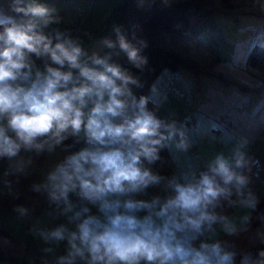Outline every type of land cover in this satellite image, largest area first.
Here are the masks:
<instances>
[{
  "label": "clouds",
  "instance_id": "9594fccd",
  "mask_svg": "<svg viewBox=\"0 0 264 264\" xmlns=\"http://www.w3.org/2000/svg\"><path fill=\"white\" fill-rule=\"evenodd\" d=\"M63 24L50 0H0V191L18 198L19 178L47 156L30 190L62 221L32 224L39 264H264V248L241 251L227 239L251 231L259 204L249 138L211 135L226 151L202 169L187 161L163 174L162 153L186 156L194 141L187 118L161 117L138 94L148 42L119 24L99 38ZM32 211L13 208L20 221ZM252 239L264 244V230Z\"/></svg>",
  "mask_w": 264,
  "mask_h": 264
},
{
  "label": "crops",
  "instance_id": "0c3cea01",
  "mask_svg": "<svg viewBox=\"0 0 264 264\" xmlns=\"http://www.w3.org/2000/svg\"><path fill=\"white\" fill-rule=\"evenodd\" d=\"M50 2L59 8L64 18L63 27L70 28L78 23L77 34L90 33L99 38L111 33V26L115 23L110 13L121 0ZM261 5H264V0H260L258 7L253 9L256 14L213 12L201 17L193 16L190 32L178 44L163 37L161 46L182 51L197 71L192 70L194 74L185 67H163L145 92L150 95L152 104L160 105L161 117L175 114L180 120L187 118L192 130L194 145L186 156L175 153L170 156L167 152L168 158L163 165L167 166L169 174L177 170L178 163L187 161L202 169L217 151H226L222 144L209 142L211 135L220 137L227 133L236 138H249L248 153L257 161L251 187L259 197V204L252 213L251 231L238 238L227 239H233L238 250L252 253L259 247L264 248V244L252 239L257 230H264V74L249 68L247 57L254 49L264 51V36H261L264 33V7ZM82 11L85 14L81 20L78 15ZM190 34L199 36L202 41L207 35L206 45L210 48H204L206 46L201 43L193 48L192 41L187 39ZM91 43L85 37V46ZM123 56L115 57L122 65ZM153 85L156 87L155 94L149 92ZM49 163L51 159L43 156L38 159L32 175L19 178V183L15 184L18 198L0 191V264H39L44 245L32 235V224L38 222L41 227H51L62 222L48 217L47 202L30 190L33 182L43 178L41 168H46ZM4 166L6 164H0V171ZM21 204L33 209L30 220L20 221L13 212V208ZM228 211L232 213L235 210ZM62 252L63 245L58 254Z\"/></svg>",
  "mask_w": 264,
  "mask_h": 264
},
{
  "label": "trees",
  "instance_id": "16d2710c",
  "mask_svg": "<svg viewBox=\"0 0 264 264\" xmlns=\"http://www.w3.org/2000/svg\"><path fill=\"white\" fill-rule=\"evenodd\" d=\"M174 0L170 7L161 5L160 0H146L143 7L139 6V0H121L111 14V20L115 24L122 25L131 32L136 31L138 37L148 42V47L143 54L149 59L147 70L143 73L144 88L138 94H145L151 82L163 67L179 69L181 67L197 71L187 61L182 51L163 47L160 42L163 37L178 44L179 40L190 32L191 17L205 16L209 13L220 12L227 14H256L253 9L258 7L260 0ZM217 5V6H216ZM134 18L136 24H130ZM178 24V27H175ZM248 67L264 74V51L254 49L250 52ZM125 66L131 68L125 56L121 59ZM133 71H136L133 69ZM244 87V85H240ZM151 106V105H150ZM164 162L168 158L167 152L162 153ZM43 156L40 157L42 159ZM161 162V163H162ZM163 174H169V171ZM261 248V247H259Z\"/></svg>",
  "mask_w": 264,
  "mask_h": 264
},
{
  "label": "rangeland",
  "instance_id": "374dc122",
  "mask_svg": "<svg viewBox=\"0 0 264 264\" xmlns=\"http://www.w3.org/2000/svg\"><path fill=\"white\" fill-rule=\"evenodd\" d=\"M217 2H218V0H216ZM255 9H256V7H255ZM130 24H133L134 25V23L136 24V22L134 21V18H132V19H130V22H129ZM177 26H179L178 24H176V26L175 27H177ZM190 35H192V36H194L193 34H190ZM190 35H188V37H187V39L189 40V42H190V40L192 41V47L193 48H196L197 46H199L198 44L199 43H201V44H203L204 46H206V47H204V48H210L209 47V45H206L207 44V35H205V36H203V41L200 39V37L199 36H194V39L196 38L197 40H194L193 39V37H191ZM209 40V39H208ZM191 44V43H190ZM201 46V45H200ZM218 46V45H217ZM216 46V47H217ZM212 49H214V50H216L215 48H212ZM191 72H193L192 70H191ZM194 73V72H193ZM195 74V73H194ZM157 168H158V170L159 171H163L164 173H166L167 171H168V168H167V166H165V165H163V162L162 163H160L159 165H157L156 166Z\"/></svg>",
  "mask_w": 264,
  "mask_h": 264
},
{
  "label": "built area",
  "instance_id": "2783aa9c",
  "mask_svg": "<svg viewBox=\"0 0 264 264\" xmlns=\"http://www.w3.org/2000/svg\"><path fill=\"white\" fill-rule=\"evenodd\" d=\"M90 1H93V0H90ZM84 14H85L84 11H82V12L79 13L78 16L80 17L81 20L83 19V17H84L83 15H84ZM78 27H79L78 23H74V24L70 27V29H72L73 32H74L75 34H77V33L79 32V28H78ZM255 168H256V167H255ZM255 168H254V169H255ZM254 169H253V174L255 173V170H254ZM253 174H252V175H253Z\"/></svg>",
  "mask_w": 264,
  "mask_h": 264
}]
</instances>
